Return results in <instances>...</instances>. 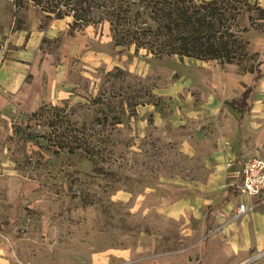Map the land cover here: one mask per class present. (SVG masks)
Segmentation results:
<instances>
[{"label":"rangeland","instance_id":"obj_1","mask_svg":"<svg viewBox=\"0 0 264 264\" xmlns=\"http://www.w3.org/2000/svg\"><path fill=\"white\" fill-rule=\"evenodd\" d=\"M236 1L254 60L121 55L105 23L40 117L0 109V264H233L219 220L241 201L225 165L264 159V0ZM32 9L46 27L33 2H1L0 34L27 28ZM43 48L60 63L58 41ZM252 87V111L227 106Z\"/></svg>","mask_w":264,"mask_h":264},{"label":"trees","instance_id":"obj_2","mask_svg":"<svg viewBox=\"0 0 264 264\" xmlns=\"http://www.w3.org/2000/svg\"><path fill=\"white\" fill-rule=\"evenodd\" d=\"M233 0H16L17 5L33 2L48 20L71 18L72 33L108 23L114 49L121 55L132 49L155 59H194L217 61L221 65L254 60L250 43L244 40L247 29L238 20L242 9ZM246 6L249 5L247 2ZM259 63L252 73L262 79ZM255 87L245 91L242 100L227 106L241 116L251 111L248 105ZM43 108L31 118L41 116ZM60 143V150H80V144Z\"/></svg>","mask_w":264,"mask_h":264},{"label":"crops","instance_id":"obj_3","mask_svg":"<svg viewBox=\"0 0 264 264\" xmlns=\"http://www.w3.org/2000/svg\"><path fill=\"white\" fill-rule=\"evenodd\" d=\"M11 1L0 0V3ZM34 12L35 17L31 18L27 28L13 30L14 25L4 26L0 34V109H17L23 114H33L44 97L48 101L54 100L61 91L58 86L66 78L61 72L65 60L85 55L88 42L97 36L93 27L72 33L71 18L51 20L43 27L41 18L37 17L36 10ZM46 41H58L60 44L57 53L60 63L56 64L52 52L44 51ZM255 111L264 115V100ZM238 200L248 208L253 203L247 197H238ZM226 207V213L234 209L231 202ZM219 221L222 227L225 226L222 231L229 236L224 254L231 263L248 264L264 253V196L239 221L232 218Z\"/></svg>","mask_w":264,"mask_h":264},{"label":"built area","instance_id":"obj_4","mask_svg":"<svg viewBox=\"0 0 264 264\" xmlns=\"http://www.w3.org/2000/svg\"><path fill=\"white\" fill-rule=\"evenodd\" d=\"M225 186L239 197H247L253 203L248 208L239 202L233 220L239 221L250 212L264 196V159L255 157L246 162L231 161L225 165ZM223 235L224 232H223ZM262 253L258 257H263ZM257 257V258H258Z\"/></svg>","mask_w":264,"mask_h":264}]
</instances>
